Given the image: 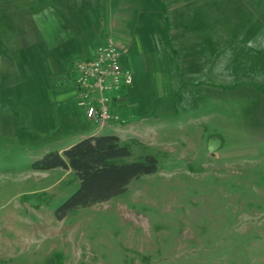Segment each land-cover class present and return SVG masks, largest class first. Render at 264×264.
<instances>
[{"label": "rangeland", "instance_id": "374dc122", "mask_svg": "<svg viewBox=\"0 0 264 264\" xmlns=\"http://www.w3.org/2000/svg\"><path fill=\"white\" fill-rule=\"evenodd\" d=\"M109 43L98 132L74 66ZM93 132L158 172L59 219L79 179L34 164ZM0 264H264V0H0Z\"/></svg>", "mask_w": 264, "mask_h": 264}, {"label": "trees", "instance_id": "16d2710c", "mask_svg": "<svg viewBox=\"0 0 264 264\" xmlns=\"http://www.w3.org/2000/svg\"><path fill=\"white\" fill-rule=\"evenodd\" d=\"M131 156V149L119 136L93 135L81 139L63 153H49L35 162L34 169H71L77 175L79 189L58 211V218L62 219L73 210L90 208L122 196L133 181L158 172L159 163L152 156L138 162L120 163Z\"/></svg>", "mask_w": 264, "mask_h": 264}, {"label": "built area", "instance_id": "2783aa9c", "mask_svg": "<svg viewBox=\"0 0 264 264\" xmlns=\"http://www.w3.org/2000/svg\"><path fill=\"white\" fill-rule=\"evenodd\" d=\"M122 52L114 44L98 46L92 56L75 63L77 74L78 105L85 110L98 132L114 123H121L120 116L111 113L108 91L123 85H132L133 74L120 64Z\"/></svg>", "mask_w": 264, "mask_h": 264}, {"label": "crops", "instance_id": "0c3cea01", "mask_svg": "<svg viewBox=\"0 0 264 264\" xmlns=\"http://www.w3.org/2000/svg\"><path fill=\"white\" fill-rule=\"evenodd\" d=\"M68 1V0H67ZM53 3H54V1H53ZM67 9H69L68 7H67ZM84 12V10H82V13L80 12V9H79V11H78V16L79 15H82V16H87V12L86 13H83ZM28 14V13H27ZM93 18H94V15H93ZM84 23L82 24V22H81V24H80V26L82 27V33H83V36H84V40L86 41V43L88 44V47H89V43H91L92 41H94V37H93V34L92 33H95V32H93V30H91V28H92V22H89L88 20L87 21H83ZM64 25H66V26H69L70 24L68 23V22H64ZM44 26H47V25H44ZM86 27H89V29L87 30V32H91L90 33V37H88L87 35V33L86 32H84V30H85V28ZM95 27H96V25H95ZM50 34H52V35H55V33L54 32H50ZM65 34H67V33H65ZM65 34H63V35H65ZM63 84V83H62ZM68 85V82H66V83H64V86H65V90L67 91V92H70L69 91V87L67 86ZM70 96H75V93L74 92H71L70 93ZM77 107H79V105L77 106ZM79 109H81V111L79 110V113H78V115H80L81 116V118L82 119H86V114H85V110L83 109V108H81V107H79ZM122 119V118H121ZM87 120V119H86ZM88 121V120H87ZM90 122V121H89ZM90 123H92V122H90ZM93 124V123H92ZM94 125V124H93ZM95 126V125H94ZM95 128V127H94ZM98 133V132H97ZM93 135H96V132H93V133H91V136H93Z\"/></svg>", "mask_w": 264, "mask_h": 264}]
</instances>
